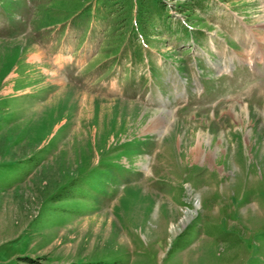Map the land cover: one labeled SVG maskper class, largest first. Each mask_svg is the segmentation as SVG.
Masks as SVG:
<instances>
[{
	"label": "rangeland",
	"instance_id": "obj_1",
	"mask_svg": "<svg viewBox=\"0 0 264 264\" xmlns=\"http://www.w3.org/2000/svg\"><path fill=\"white\" fill-rule=\"evenodd\" d=\"M182 1L0 0V264H264V0Z\"/></svg>",
	"mask_w": 264,
	"mask_h": 264
},
{
	"label": "trees",
	"instance_id": "obj_2",
	"mask_svg": "<svg viewBox=\"0 0 264 264\" xmlns=\"http://www.w3.org/2000/svg\"><path fill=\"white\" fill-rule=\"evenodd\" d=\"M99 0H53L52 6L61 10L65 13H73L79 11L84 5L96 3ZM171 0H126L123 9L131 7L135 9V18L136 22L132 29L142 34H156L151 30V25L153 21L159 18V13L163 12L167 14V3ZM113 2L116 4V0H105V3ZM105 5H102L104 7ZM153 7V8H152ZM171 7L179 14L187 17V20H192V11L194 10L193 0H183L182 2L171 4ZM128 13L126 9L125 15ZM61 197L58 196L57 200H60ZM75 264V263H72ZM82 264H102V263H82Z\"/></svg>",
	"mask_w": 264,
	"mask_h": 264
},
{
	"label": "bare ground",
	"instance_id": "obj_3",
	"mask_svg": "<svg viewBox=\"0 0 264 264\" xmlns=\"http://www.w3.org/2000/svg\"><path fill=\"white\" fill-rule=\"evenodd\" d=\"M164 121H165L164 116L156 115L153 118H151V120L149 122H150V126L152 128H154L155 130H159L162 127ZM201 137H202V135L200 134L198 136V141H197L195 147L191 148V150H190V154H191L193 159H198L202 155L203 150L201 147V144H202Z\"/></svg>",
	"mask_w": 264,
	"mask_h": 264
}]
</instances>
